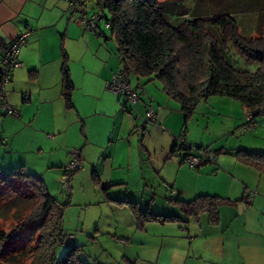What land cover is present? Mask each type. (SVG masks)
Segmentation results:
<instances>
[{
  "label": "rangeland",
  "instance_id": "1",
  "mask_svg": "<svg viewBox=\"0 0 264 264\" xmlns=\"http://www.w3.org/2000/svg\"><path fill=\"white\" fill-rule=\"evenodd\" d=\"M60 1H62L67 11L70 7V2L66 0ZM167 1H180L186 9H193L196 6L202 14L209 13L212 16L233 15L240 22L242 17L239 15L249 12L242 8L245 0H231L226 4L221 0H158L159 3ZM85 3H87L85 9L88 13L87 16L92 17L98 9L96 2L95 0H86ZM104 14L106 19H110V14L107 10H104ZM69 17L70 15L68 14L65 20H62V24H57L56 30H60L62 35H66L67 24H73L77 27L75 29L76 32H74L76 43L72 45L70 38H68L69 36L65 39L66 48L70 46L73 50L72 61L76 64V67L80 68L82 66L80 61L87 54L91 74L101 73V66L104 65L110 56H113L118 68L112 75L113 77L122 69L121 61L116 54V41H106L105 38H100L101 42L99 43L93 42L91 44V42H86L85 44L81 35L85 34V32L88 34H94L95 32H91L78 24L81 19L78 8L72 12L70 21L68 20ZM247 21L251 22L249 14L243 18L245 24ZM105 24L106 20H103L101 29L107 33V36H110V31L106 30ZM99 32L98 30L97 33ZM52 34L55 35V31H52ZM105 44L109 45L111 49L108 50ZM103 45L105 47H102ZM229 58L238 71L255 73L259 69L257 64L249 63L233 48L229 50ZM23 69H16L14 73L16 81H19L18 88L14 90L12 87L13 83L9 84L8 88L9 104L15 106L20 112L22 110V96L30 98V95L27 94L28 88L25 75L20 74ZM74 70L77 74L76 76H81L80 70H76V68ZM97 77L102 76L98 74ZM129 80L133 89L137 85H142L144 88L149 87L151 92L156 93V101L153 103L152 100H148L144 113L137 111L139 105L143 108L142 103L139 101L137 109L133 108L136 115L126 114L130 118L135 116L140 118L138 123L140 128L139 126L136 127L137 130L133 136L136 142H132V140L130 144L127 141L120 142L113 148L114 151L109 149L107 153L113 151V154H109L111 158L113 157L112 159L121 163L124 167H131V178L134 181L131 185V191L133 192L129 196L137 199L141 206L144 203L142 194L146 189V192L152 193V199H155L157 206L161 204L168 206L166 205L167 198H171V195L178 196L179 190L176 187L174 188V193H171V186L161 180L162 175L169 181L176 182L177 167L185 170L178 178V185L185 189H192L197 184L204 187L213 186L216 182L210 179V176L215 177L217 173H220L219 178H221L225 174L221 168L215 173L214 170L217 166L207 164L201 170L200 174H202V177L199 178L195 174L194 169L187 165L180 167L176 158H169L170 145L176 138H180L184 132L188 142L195 147L202 146L211 149L213 152L224 151L223 155L217 156L219 165L240 164L231 155L239 150L264 153V118L260 119L255 128L245 127L248 122V113L243 110L242 104L238 100L221 96H212L207 100H202L198 104L191 121H189L187 129H185V116L181 111L180 105L163 92L161 82H150L149 79L140 78L134 74H131ZM108 81L104 84V91L107 94L119 96L107 90ZM21 84L24 86V90L19 88ZM92 85L94 84L92 83ZM31 88L34 91L36 90V86ZM97 91L98 89L96 88L95 93ZM139 91L143 93L144 89L141 91L139 87ZM95 97L97 101L103 104L105 95L102 92H98ZM82 100L92 101L90 97H84ZM147 106H152L155 113L157 111L161 114L165 112L168 116L166 119H169L168 125L164 124L163 126L158 120L156 124H148L147 127H150L148 132L144 131L141 127L142 119L146 118ZM34 107H36V103H34ZM30 112H32V109ZM108 113L107 117L95 118L93 124L89 126L92 138L99 140L105 148L113 145L108 134L112 121L110 118H121L120 116L117 117V114H113L111 109L108 110ZM18 115V117L0 115V174H13L23 164L18 168H15V165L25 162L36 167L44 175L51 196L62 205L69 203V206L65 209L62 229L66 233L75 235V241L77 238L74 246L80 248L79 258L83 263L243 264L246 260L243 258L238 261V254L232 251L218 249L214 251L213 247L220 243V237L223 232H220V230L215 233L209 232L206 226L203 227L202 236L195 238L191 235L190 239L187 232L184 233L182 231V233L186 234L184 235L185 239L178 236L179 226L176 223L164 225L149 224L151 226L149 232L138 231L134 223L135 218L128 207L105 203L106 195L102 192L101 186L94 180L93 176V160L97 161L102 152L92 148L91 150L90 148L85 150L83 153L81 152L80 149L86 141L85 135L82 134V126L73 124L67 134H62V151L60 147L58 148V144H54L56 150L53 152V164L60 165L62 163V166L50 168L47 165L48 163L43 160L49 154L47 152L39 153L37 147L39 146L48 151L50 149L49 142L58 143L60 136L42 135L40 129L47 130L55 123L62 124L64 120L61 118V114H51L50 116L47 113H43L41 118L49 119L41 120L39 126L33 128L29 124L31 118H22L19 112ZM54 118H57V120ZM34 129L38 132L34 131ZM14 135L17 138L15 144ZM81 137L82 140L80 139ZM74 145L80 146L74 149ZM74 164L76 165L75 167ZM66 170L69 174L65 173ZM191 172L195 173L192 174ZM62 180H69L70 182V201L66 199L62 191L60 184ZM174 182H169V184L174 186ZM223 182V180H220L219 186L217 185L215 189H222L221 187L229 188V185L223 184ZM239 187L242 189L241 186ZM32 194L26 184L15 181L8 187L0 183V207H12L13 203L15 204L13 212L6 217H0V237L2 235L10 236L6 243L0 241V264H29L31 260L32 250L39 240V234L36 229L38 226L36 228L34 226L36 225L35 222H40V220H37L29 223L28 226H24L25 221L31 216L32 205L29 198L32 197ZM145 194L151 197L148 193ZM149 204L151 203L143 204L142 208L146 209L142 210L147 211ZM156 215L170 216L168 214ZM203 215L207 224L209 217L207 214L200 216ZM257 217L256 211L253 209L233 221L228 227L230 231H233L231 234L237 238L233 237L234 239H232V235L228 237V246H232L240 242V240L241 242L244 241L245 244H255ZM199 218L191 220V228L194 225H199V223L204 224L203 219L200 222H196ZM209 224L212 227H219L220 223L214 226L209 221ZM183 226L185 227L184 224ZM200 227L201 225L198 226V228ZM210 241L215 245H211ZM66 251L67 248L63 246L57 248L58 261L61 260ZM193 253L197 256H194Z\"/></svg>",
  "mask_w": 264,
  "mask_h": 264
},
{
  "label": "trees",
  "instance_id": "2",
  "mask_svg": "<svg viewBox=\"0 0 264 264\" xmlns=\"http://www.w3.org/2000/svg\"><path fill=\"white\" fill-rule=\"evenodd\" d=\"M221 1L226 4L231 0ZM70 2L72 8L80 5V15L87 16L86 0ZM95 2L98 8L95 14L100 17L98 35L104 36L105 32L102 34L100 26L102 21L106 20L105 26L108 25L106 30L110 31V36L104 37L106 41H116L117 55L127 77L130 78L131 74H134L140 78H147L150 82H161L163 92L180 105L185 116V129L198 104L212 96L238 100L243 110L252 115L245 127L251 129L258 125L264 110V0H248L242 6L249 12L242 11L253 18L255 26L252 29L251 26L246 28L243 22L233 15L202 14L196 6L193 9L184 8L180 1L159 3L158 0H95ZM104 10L109 12L110 19L105 18ZM98 30L91 32L97 33ZM230 48L238 51L249 63L257 64L259 69L255 73L238 71L229 58ZM62 51L61 93L65 107L71 110L74 109L75 86L64 44ZM30 76H33V72ZM146 129L147 126L143 130ZM178 147L183 150L186 157L198 156L200 152H213L209 148L188 144L185 132L180 138H176L171 152H175ZM213 153L217 158L225 152ZM231 155L240 164L264 176V153L239 150ZM183 163L179 165L183 166ZM201 168L194 170L200 171ZM15 181L26 184L33 193L29 198L32 205L31 216L25 221L24 226L40 220L39 223L35 222L34 227L38 226L36 229L39 240L32 250L29 264H85L79 258L80 248L74 246L75 240L69 245H64V238L72 235L62 229L65 209L69 203L60 204L51 196L44 181L39 177L27 175L24 167L13 174H0L2 185L9 187ZM247 195L248 189H245L244 198L240 202L213 196H200L190 202L171 197L167 202L189 219H198L200 215L207 214L210 223L216 226L220 223L222 206L245 203L251 207L252 201ZM112 202L130 209L140 232L149 224L182 222L178 216H161L148 210L143 211L136 202ZM14 210V203L12 207H0V217H6ZM9 239L10 236L0 237L3 243ZM60 246L67 248V251L58 261L56 252Z\"/></svg>",
  "mask_w": 264,
  "mask_h": 264
},
{
  "label": "crops",
  "instance_id": "3",
  "mask_svg": "<svg viewBox=\"0 0 264 264\" xmlns=\"http://www.w3.org/2000/svg\"><path fill=\"white\" fill-rule=\"evenodd\" d=\"M247 1L248 0H245L242 5H244ZM79 6L80 5H76L74 8H72L70 5L71 9L69 7V9L66 11L65 6L60 0H0V58L4 50L9 47L12 42L15 41L19 36L25 33L30 34L27 44L21 49L20 52V61L23 63L21 69L24 68L20 74L25 75L26 86L29 92H27V94L30 95V98H26L22 94L23 96L21 102V112L15 106H12L19 113H21L22 118H31L29 120V124L32 128L39 126V122L41 120L49 119L41 118V115L43 113H47L50 116L51 114H61V118H63L64 120L62 124L55 123L47 130L40 129L42 135L60 136V140L58 141V143L49 142L50 149L48 151H45L39 146L37 147L39 153L47 152L49 154L48 157H45V159L43 160L48 163L47 165L50 168L53 166H62V163L60 165L53 164V152H55L56 150L54 144H58V148L60 147L61 149L62 134H67L73 124L82 126V134L85 135L86 141L80 149L81 152L83 153L89 148L90 150L92 148L102 152V155L97 161L93 160V176L95 175L94 180L101 186L102 192L106 195L105 203L119 206L112 201L136 202L139 204V207L144 210L146 208H142L143 204L147 202L151 203L147 207L149 208L148 211L154 214H168L170 216H178L181 218L182 222L181 224H178L179 237H183V239H185L184 235L186 234L184 233L187 232L189 239L191 235H193L195 238H198L199 236H202L201 233L203 232V227L205 226L208 227L207 231L212 233L218 232L220 230V232L223 233L220 237V243L213 247L214 251L218 249L222 251L235 252L239 256L238 261H241V259L243 258L246 259L243 264H264V176L258 173L256 170L246 168L238 163L229 164L228 166L219 165L218 163V167H216L214 172L217 173L221 168V170L225 172L223 177L219 178L220 173H217L215 177L210 176V179H213V181L216 182L215 185L204 187L197 184V186H194L192 189H185L178 185V178L181 173L185 171L184 169H180L177 167L176 182L169 181L166 177L161 175L162 182H165V184L171 186V193H174L175 187L179 190V194L177 197H175L174 195L171 196L174 199L182 200L185 202L193 201L200 196L220 197L232 202H240L244 198L245 189H248L249 191L247 196L250 197L252 206L248 207L245 203L222 206L220 208L219 227H212L209 224V219L208 223L206 224V218L203 215L200 216L199 220L196 222H200L201 219H203V223L205 225L199 223L202 228H198L199 225H194V227L191 228V220L193 219L186 218L181 214L179 209L170 206L167 202L170 197H168L166 201V205L168 206H165L163 204L157 206V202H155V199H152V193L146 192V188H148V186H146V190L143 191L142 194L144 199V203L142 204V206L137 199L129 196L130 193L133 192L131 191V185L134 181L131 178V167H124L121 163L116 162L114 159H112L113 157L111 158L109 154H113V148L120 142L127 141L128 144L131 143V140L132 142H136V139L133 138V136L134 132L137 130L136 127L140 125L138 124L140 118H138L137 116H135L134 118H130L127 117L126 114H135L133 108L137 109L136 107L138 105L136 107H133L127 103L124 97L114 96L112 94L110 95L104 91V84L106 83V81L110 80L112 75L118 70L117 62L115 61L113 56H110L108 58L104 65L101 66V73L98 72L97 74H91L87 54H85L84 59L80 61V64L82 65L80 68H77L76 64H74V62L72 61L73 50L70 46H67L66 48L65 39L67 38V36H69L68 38H70V43L72 45L75 44L76 40L74 37V32H76L75 29H77V27L72 23V25L67 24V33L66 35H62V31L56 30V26L57 24H62V20H65L68 14L70 15L68 19L70 21L72 19V12L77 10V8L79 9ZM80 10L81 9H79V11ZM239 16L242 17L241 21L243 22V18L245 16H248V14H240ZM243 24L244 26H246V28L251 26V29L255 26L252 16L251 22L247 21L246 24L244 22ZM52 31H55L56 34L53 35ZM103 33L104 31H102V34ZM104 36L107 37V33H105ZM104 36L100 37L98 33L88 34L85 32V34L81 35V38L83 39L85 44L86 42H91V44H93V42H101L100 38H105ZM63 44L65 52L69 58V68L72 75V81L75 86L73 95L74 109L71 110L65 107L61 93ZM105 45H103L102 47H105ZM106 47L108 50L111 49L109 45H106ZM73 67L76 68V70H80L81 76H76L77 74ZM31 72H33V76H30ZM98 74L102 77H97ZM91 81L94 85H92ZM12 83L13 89H17L19 81H16L15 74H13L11 84ZM32 86H36L35 91L32 90ZM139 87L141 88V91L142 89H144L143 93L141 92L142 94L140 96V102L142 103L143 108L139 105V109L137 111H139L140 113H144L148 100H152V102L155 103L156 93L151 92L149 90V87L144 88L142 85H137L134 87V89H138ZM19 88H22L24 90V86L22 84L19 86ZM96 88L98 89L97 93L102 92L105 95L103 104L100 101L96 100ZM84 97H90L92 101L88 102L86 100H82V98ZM34 103H36V107H34ZM31 109L32 112H30ZM109 109L112 110L113 114H117V117L120 116L121 118H110L112 121L108 129V134L113 145L105 148L102 146L99 140L92 138V134L89 131V126L93 124L95 118L107 117V115L109 114ZM156 113L157 118L160 121L159 123L163 126L164 124L167 126L169 123V119H166L168 117L167 114L165 112L161 114L158 111ZM54 119L57 120V118ZM21 124L23 123L21 122ZM148 128L150 127H147L146 132H148ZM34 131L37 130L34 129ZM16 139L17 138H15L14 135V144ZM80 139L82 140V137ZM186 141L188 144L192 145L188 142L187 138ZM173 145L174 141L169 147V153L173 149ZM79 146L80 145H74V149L79 148ZM109 149H112L113 151L107 153ZM20 165L21 167H24L25 173L27 175H33L41 178L47 186L44 175L39 172L36 167L24 162L15 165V168H18ZM202 169L203 168H201V170ZM201 170H195L196 173L194 172L199 178L202 177V174H200ZM220 180L224 181L223 184H228L229 188L221 187L223 190L215 189L217 185L219 186ZM169 182H174V186L170 185ZM236 184L241 186L242 189ZM239 189L241 190V192ZM145 193H148L151 197L147 196ZM253 209L256 211V214L258 216L255 244H245L244 241L241 242L240 240V242H237L232 246H228V237H230L232 235L231 233L233 232L229 230L228 226L233 221L237 220L240 216L245 215L249 210L252 211ZM134 223L136 226V221H134ZM183 224L185 225V227L183 226ZM150 227L151 226L147 225L143 233L149 232V230L151 229ZM227 228L228 230H226ZM182 231L184 233H182ZM233 237L236 236L232 235L231 238L234 239ZM210 243L211 245H215L212 241H210ZM178 248L180 247L178 246ZM194 256L197 255L194 254Z\"/></svg>",
  "mask_w": 264,
  "mask_h": 264
},
{
  "label": "built area",
  "instance_id": "4",
  "mask_svg": "<svg viewBox=\"0 0 264 264\" xmlns=\"http://www.w3.org/2000/svg\"><path fill=\"white\" fill-rule=\"evenodd\" d=\"M69 1L70 0H66ZM71 5V2H70ZM100 17L95 14L92 17L81 16L78 24L83 28L93 31L98 30L99 28ZM108 28V25H106ZM30 37L29 33H25L19 36L12 44L3 52L0 58V115L2 116H11L18 117L17 110L9 104L8 101V85L11 84L13 74L16 69H19L23 66V63L20 61V52L21 49L27 44ZM107 90L116 93L119 96L124 97L127 100V103L133 107H136L140 101L141 93L138 89H133L127 75L125 74L123 68L120 69L111 80L107 82ZM252 118L251 114H248V120ZM262 118H264V110L262 111ZM158 122L157 115L152 106H147L146 118L142 119V129L148 126V124H156ZM140 128V125H139ZM176 140V139H175ZM174 140V141H175ZM180 142V141H179ZM177 147V146H176ZM198 156H184V152L180 147L176 148L175 152L169 153V158H176L179 161V164L183 163L184 165L189 166L192 169L201 168L207 164L218 165L217 158L213 152H200ZM76 165L74 164V167ZM66 174H69L66 170ZM62 186V191L67 200L70 199V182L69 180H62L60 182ZM75 240L74 235H68L64 238V245H69Z\"/></svg>",
  "mask_w": 264,
  "mask_h": 264
}]
</instances>
